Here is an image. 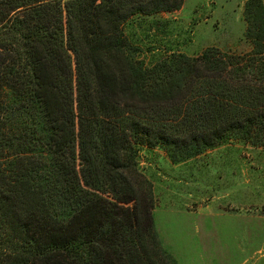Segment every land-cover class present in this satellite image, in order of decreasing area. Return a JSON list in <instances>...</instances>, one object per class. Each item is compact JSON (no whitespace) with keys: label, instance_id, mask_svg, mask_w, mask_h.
I'll return each instance as SVG.
<instances>
[{"label":"trees","instance_id":"1","mask_svg":"<svg viewBox=\"0 0 264 264\" xmlns=\"http://www.w3.org/2000/svg\"><path fill=\"white\" fill-rule=\"evenodd\" d=\"M184 0H0V264H176L140 147L173 164L264 147V4L241 54L151 65L122 27Z\"/></svg>","mask_w":264,"mask_h":264},{"label":"rangeland","instance_id":"2","mask_svg":"<svg viewBox=\"0 0 264 264\" xmlns=\"http://www.w3.org/2000/svg\"><path fill=\"white\" fill-rule=\"evenodd\" d=\"M246 1L184 0L122 30L146 65L210 47L241 54L250 49ZM137 161L152 186L155 231L176 264H264V147L230 142L177 164L161 147H140Z\"/></svg>","mask_w":264,"mask_h":264}]
</instances>
